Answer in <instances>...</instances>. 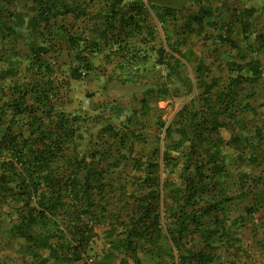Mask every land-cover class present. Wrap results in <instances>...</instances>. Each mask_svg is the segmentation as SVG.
I'll use <instances>...</instances> for the list:
<instances>
[{
  "label": "trees",
  "instance_id": "16d2710c",
  "mask_svg": "<svg viewBox=\"0 0 264 264\" xmlns=\"http://www.w3.org/2000/svg\"><path fill=\"white\" fill-rule=\"evenodd\" d=\"M112 1L104 11L94 0H0V206L10 204L9 232L26 240V264H259L242 227L264 259L261 176L240 172L232 191L222 148L246 140L254 151L241 146L239 163L259 165L253 141H264V124L245 136L220 134L247 125V84L263 74L253 54L259 47L219 64L210 79L213 68L201 55L194 79L186 74L174 84V70L195 54L166 37L157 49L167 70L157 92L187 97L195 84L196 92L161 122L156 146L136 148L145 136L130 127L132 118L119 119L107 105L72 107L74 82L97 68L105 48L106 62L137 74L148 54L137 46L131 52L130 38L146 29L154 39L143 11L164 22L198 0ZM211 15L200 7L186 25Z\"/></svg>",
  "mask_w": 264,
  "mask_h": 264
},
{
  "label": "crops",
  "instance_id": "0c3cea01",
  "mask_svg": "<svg viewBox=\"0 0 264 264\" xmlns=\"http://www.w3.org/2000/svg\"><path fill=\"white\" fill-rule=\"evenodd\" d=\"M94 6L96 10H104L107 11L108 4L113 2L112 0H94ZM147 1V0H143ZM151 4L153 6H159V1L161 0H150ZM263 3V5L258 8L256 4ZM208 7L212 15L209 17H205L203 19H197L195 21H192V25L188 27L186 25V22L188 21V15L190 13L195 14L200 9V7ZM249 8V9H248ZM159 9V8H158ZM248 9V10H247ZM156 10V9H154ZM144 17L145 24H148L151 26L152 31L154 32V39L150 40V36L148 35L146 29L141 34L138 33V35H135L131 37L130 39L140 37L144 40L143 43L147 44L146 47L147 50H152V56L157 57V49L161 46L166 45V37L168 39V42L171 44L172 47H178L182 50V52L186 53V51H191L193 54H195V57L190 61L186 62L185 59H182L183 65L177 67L173 72V76L171 79H174V84H179L182 78L186 74H190V76L194 79L193 71L195 69L196 63L198 62L201 55L205 56L206 59L204 61L206 63H210L211 68H213L212 73L209 75V79L214 76V74L218 75L220 74V69L218 68L219 64L225 65V61L227 59H235L240 60V56L243 53L244 49L252 48V46L259 47L257 53L256 51H253V54L257 56L263 63V74L260 77V79L255 83L247 84V93L246 97H244V101L248 100L251 104L252 111L246 110L244 114V120L246 122V126L243 127V129L237 130L233 128H222L220 130V134L224 139H229L232 134L239 133L240 135H246L248 132L251 134V130L255 128V125H262L264 124V0H198L196 2H188L186 3V8L183 9L181 12H178L176 14L175 19H169L168 21L161 22L157 19V17L154 15L152 11L149 13L147 11H143L142 13ZM190 28V29H187ZM194 31H201L206 34V43H209L208 45L205 44L206 49H204L203 53L198 56V48L197 46H193L192 42H189L190 36L189 33ZM198 31V32H199ZM136 33V32H135ZM170 34L169 36L167 34ZM226 40H222V39ZM145 47L140 48L141 50H144ZM196 48V49H195ZM107 50L109 48H105V50L98 54V56L95 58L94 62L98 60L101 56H104L105 53H107ZM143 52V51H142ZM202 52V51H201ZM209 52V53H208ZM147 54H149V51H147ZM176 57H180V53L174 52L172 53ZM192 54V55H193ZM186 55V54H185ZM198 56V57H197ZM224 57V59H222ZM221 57V58H220ZM181 58V57H180ZM149 60V59H148ZM147 61V59H142L141 63L144 65V62ZM109 64H113V67L116 66L120 71L127 72V76H125L126 79L130 80L132 83H135L137 78L139 79V82L142 81V83L145 86L143 91V96L140 98V101L137 103H140L139 109H142L141 113L143 112H149L147 106L144 104H148V100L146 97L150 95H154L157 93V95L160 97L162 96V93L157 92V88H159V85L166 80L165 76H160L157 80H149L147 82H143V75L141 76L134 73V68H119L117 66V63L115 61L108 62ZM138 69H140V64H137ZM217 66V67H216ZM183 68V70H182ZM110 69V68H109ZM109 74V79H113L117 77V74L113 72ZM179 78H174L175 73H177ZM177 76V75H176ZM118 79L121 77H117ZM81 81V80H80ZM78 82V81H77ZM76 82H74L75 84ZM149 83V84H148ZM196 85V84H195ZM194 85V89L190 96L184 97L182 93L179 95H169L166 96L163 94L162 97L164 98H175V97H181L183 99V103L181 104L180 108L183 106V104L187 101L188 98H190L192 95L196 92V86ZM74 88V85H73ZM73 90L70 93V98L72 99V102L74 103L73 98ZM245 95V94H244ZM143 103V105H142ZM101 105V104H100ZM72 106V105H71ZM103 106V105H102ZM144 106V109H143ZM73 107V106H72ZM135 107H133L132 110H134ZM178 108L174 114L171 116V118L166 121L168 123L175 113L180 109ZM165 108L161 109L160 111H164ZM136 111V110H134ZM118 116V115H117ZM126 118H132L130 115ZM162 117H160L161 119ZM120 119V117H119ZM126 120V119H125ZM132 122L134 123V119L132 118ZM131 128L134 127L135 124H130ZM254 126V127H253ZM251 136V135H250ZM251 138V137H250ZM252 139V138H251ZM256 148V152L260 155V164L257 165L255 163H249L247 159L244 160V163L241 165L239 163L238 154L241 155L243 146L244 150H250L254 151L253 147H249V143L246 140H242L241 143H239V146L236 147L234 145H225L222 148V151L226 153V162L228 164V170L229 175L231 179H229V182H231V190L233 189V183L235 181H238V176L240 172H249L252 175L261 176V183L260 188L264 189V141L263 142H257L253 141ZM247 152V151H246ZM247 157V155H245ZM230 188V187H229ZM248 201V199H242L238 203V208L241 209L242 206ZM8 205L7 212L10 211V204H3ZM1 209V206H0ZM6 212V213H7ZM242 212V211H241ZM261 212H264V208ZM260 212V214H261ZM5 213V215H6ZM259 214V215H260ZM7 216V215H6ZM8 218V216H7ZM264 218V216H263ZM9 219V226L6 228V233L10 238H13L10 235L9 229L12 226L11 218ZM242 229H245L242 227ZM248 230V229H246ZM250 230V229H249ZM14 240L19 242V247L16 248L15 252L18 253V258H14V263L11 262V260H2L1 264H26V260H32L30 255H22V252L20 249L23 245H26V240L24 238L15 237ZM244 240V239H243ZM162 244L168 248L172 246V243L169 239H166L165 237L162 238ZM254 243V240H253ZM255 244V243H254ZM256 246V245H255ZM254 249V248H253ZM14 253V252H13ZM48 251H44V254L46 255ZM174 253H176V249H174ZM262 256V253H261ZM18 262L16 263V261ZM261 260L264 261L263 257H261ZM264 263V262H263ZM52 264V262H50Z\"/></svg>",
  "mask_w": 264,
  "mask_h": 264
},
{
  "label": "rangeland",
  "instance_id": "374dc122",
  "mask_svg": "<svg viewBox=\"0 0 264 264\" xmlns=\"http://www.w3.org/2000/svg\"><path fill=\"white\" fill-rule=\"evenodd\" d=\"M256 5L260 8L263 3ZM199 30L189 33V42H192L193 46H197L199 50L198 56H200L204 49H206L205 44H209L206 43V39H204L206 38V34L203 33L202 30ZM131 43H136V45L132 44V46H130L131 52H133V47L135 46H137V48L145 47L144 50H141L143 53H147V51H149L146 58L147 61L144 62V65L140 63V73L138 76H141V74L143 75V82L146 80L147 82L149 80H157L160 76L166 74L167 70L164 68V65L156 61L157 57L152 56V50H150V48L149 50L146 49L148 45L140 41V37L130 39V44ZM224 57L225 56H223L222 59H224ZM95 64L97 65V68L94 69V71H92L83 80L74 84L72 95L74 98L73 108H87L89 110H93L101 104L107 105L106 110L108 111L114 109L118 111L117 115L119 114L118 117H120L123 121H125L126 117L130 115L134 119V123L131 124H135V130L143 133L145 136V140L138 142L136 148L144 147L148 150L156 146L159 143V138H162L164 134L162 128L163 124H161V122L163 121V123H165L171 118L174 112L180 108L183 103V99L181 97H159L157 93L152 95V97L148 95L146 97L148 104L144 105L147 106L150 111L141 113L142 109H139L141 104L137 102H139L140 98L143 96V91L146 85H144L142 81L139 82L140 78H137L136 80L138 81L132 83L130 80L125 78V76H127V72L120 71L116 66L113 67L112 63L109 64L105 61L104 56H101L98 60H96ZM111 69H113L115 75L117 74V77L121 78L118 79L116 77L109 79V74L112 73ZM103 71L107 73H103ZM178 74L179 73L177 71L174 78L178 79ZM133 107H135L134 110L136 111L132 110ZM160 108L165 109L164 111H160ZM99 109L102 108L99 107ZM160 117L162 118L160 119ZM7 207L8 205H4L0 209V264L2 263V260L9 261V259L14 263V258H18V253H16L15 250L19 247V242L10 238L6 233V228L9 226V217L7 218L5 215ZM263 216L264 212H261L259 215L260 221L264 219ZM244 235V244H250L253 241L250 239L252 236L250 230L245 229ZM255 243L256 246L253 243L251 252L255 255L259 264H263L264 261L261 260L262 256L258 248V243L256 241ZM17 262L18 260L16 263Z\"/></svg>",
  "mask_w": 264,
  "mask_h": 264
}]
</instances>
